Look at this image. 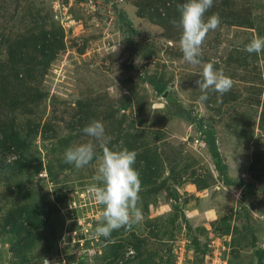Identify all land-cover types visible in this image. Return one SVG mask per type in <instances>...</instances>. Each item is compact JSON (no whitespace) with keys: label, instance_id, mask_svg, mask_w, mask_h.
<instances>
[{"label":"rangeland","instance_id":"obj_1","mask_svg":"<svg viewBox=\"0 0 264 264\" xmlns=\"http://www.w3.org/2000/svg\"><path fill=\"white\" fill-rule=\"evenodd\" d=\"M259 2L214 0L205 19L221 23L193 70L211 61L259 80L264 59L221 54L233 30L220 13L251 24ZM184 3L0 0V264H264V99L258 124L241 126L227 105L236 88L204 103L182 87L193 79L165 58L184 59ZM93 120L108 147L138 153L143 219L108 237L90 192L102 150L80 169L64 162Z\"/></svg>","mask_w":264,"mask_h":264},{"label":"clouds","instance_id":"obj_2","mask_svg":"<svg viewBox=\"0 0 264 264\" xmlns=\"http://www.w3.org/2000/svg\"><path fill=\"white\" fill-rule=\"evenodd\" d=\"M213 3L214 0H186L180 7V49L184 60L192 65L201 63V49L207 34L220 26L219 13H213L205 19V13ZM245 51H264V36H253L245 46ZM140 62L137 59V63ZM200 75L202 79H198L196 83L202 93L199 97L201 102L208 99L209 91L217 92L222 97L232 88V79L223 70H218L214 62L204 63ZM83 132L90 139L68 147L64 153V162L80 169L90 164L97 147L102 150L101 163L93 177L96 184L91 187L90 192L95 201L104 206L94 230L95 234L108 237L112 231L121 227L131 228L143 219L142 210L138 206L140 172L134 167L138 153L127 148L108 147L111 138L106 135L105 126L100 120L90 122L83 128ZM44 264H49V261L45 259Z\"/></svg>","mask_w":264,"mask_h":264},{"label":"crops","instance_id":"obj_3","mask_svg":"<svg viewBox=\"0 0 264 264\" xmlns=\"http://www.w3.org/2000/svg\"><path fill=\"white\" fill-rule=\"evenodd\" d=\"M263 2V5L260 3ZM261 5L260 7L264 8V0H260L257 5ZM254 4L255 8L257 6ZM223 15L229 20V25L233 30V35L228 40V44H225L222 49L221 54L229 57H241L243 59H250L253 61H257L260 63L262 59H264V51L260 53H248L245 51V46L250 42L253 38V33L255 29L264 36V14L257 20L253 21L251 24L248 22L249 19L237 15L236 13L229 11H221ZM171 39V38H170ZM165 60L170 61L169 64L175 63L174 67L178 66L180 70V75L183 73V70L188 71L189 76L193 79V83L188 81H182V87L188 92L193 89L194 85H197L196 81L198 79H202L200 73L202 72L203 66L199 65L195 70L192 68V64H186L185 60L182 57H171L165 58ZM174 61V62H172ZM163 70L166 66L163 65ZM184 63V64H183ZM187 65V66H185ZM261 66V64H259ZM172 68L173 70L175 68ZM217 68V67H216ZM183 69V70H182ZM218 69V68H217ZM226 75H228L232 81V87L236 88L240 92V97L237 100H229L227 103L228 108L235 113L236 122L241 126H255L258 124L262 115V102L264 99V66L259 72V80L251 81L250 71L245 69H233L226 67L223 70ZM177 73V72H176ZM165 85L164 83H161ZM201 91L198 88L195 92L192 93L193 96L197 99L196 96H201ZM207 101V100H206ZM206 101L204 103H206Z\"/></svg>","mask_w":264,"mask_h":264},{"label":"trees","instance_id":"obj_4","mask_svg":"<svg viewBox=\"0 0 264 264\" xmlns=\"http://www.w3.org/2000/svg\"><path fill=\"white\" fill-rule=\"evenodd\" d=\"M151 84L154 85L156 90H159L158 87L164 86L163 84H161V83L157 84L154 81H151ZM208 144H209V149H210V152H211L212 156L217 160V163H220L221 162V155H220V153L218 151V148L216 146V142H215V139H214L213 135H209Z\"/></svg>","mask_w":264,"mask_h":264},{"label":"built area","instance_id":"obj_5","mask_svg":"<svg viewBox=\"0 0 264 264\" xmlns=\"http://www.w3.org/2000/svg\"><path fill=\"white\" fill-rule=\"evenodd\" d=\"M198 141V140H197ZM202 145V144H204V141H200L199 142V145ZM209 246H211V244L209 245ZM193 250V249H192ZM213 254H214V252H213ZM182 255V254H181ZM215 255V254H214ZM178 256V255H177ZM215 261H214V259H212L211 260V262H210V264H213ZM62 264H65V263H62ZM176 264H182V256H178V260L176 261Z\"/></svg>","mask_w":264,"mask_h":264}]
</instances>
